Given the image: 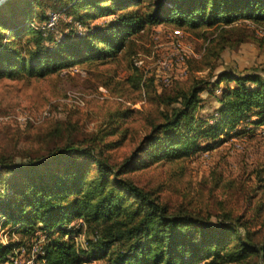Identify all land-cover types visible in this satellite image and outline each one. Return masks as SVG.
<instances>
[{
	"label": "rangeland",
	"instance_id": "obj_1",
	"mask_svg": "<svg viewBox=\"0 0 264 264\" xmlns=\"http://www.w3.org/2000/svg\"><path fill=\"white\" fill-rule=\"evenodd\" d=\"M41 1L15 4L20 14L17 17L28 14L31 18L27 23L56 40L84 36L90 29L88 23L75 19L72 9H56L53 0ZM150 1L140 4L147 6ZM42 10L48 15L45 20L38 16ZM113 15L91 18L90 22L100 23ZM0 30L10 31L1 25ZM7 36L19 45L31 33L25 29ZM130 36L134 43L127 42L126 48L111 58H92L43 75L19 70L15 76L0 77V243L13 242L6 257L0 256V264H45L37 260L38 255L50 238L62 234L59 226L67 228L65 238L71 237L80 245L86 244L88 227L81 215L67 219L66 214L51 230L41 227L40 221L29 223L10 217L13 209L24 216L33 208L35 190L38 194L40 190H62L67 195L64 204L80 195L75 187V167L68 168L63 161L25 174L3 163L18 166L48 159L55 147L70 138L92 147L96 155L110 162L120 161L149 131V120L167 107L164 99L179 87L189 86L197 78L216 80L218 71L228 67L264 69V24L251 19L197 28L164 22L147 25ZM48 44L56 43L52 39ZM235 84L232 80L214 81L200 93L202 99L195 110L197 125L204 126L197 121L202 116L209 123L217 119L219 96ZM238 124L246 130L238 133L225 128L217 140L223 139L208 149L205 147L213 139L199 136L203 148L189 154L173 155L153 146L126 174L146 188L159 190L172 204L184 203L195 210L226 207L236 213L246 211L257 224L264 215V124L246 119ZM176 146L179 152L182 145ZM69 154L65 155L66 162H77L84 156ZM98 174V164L90 161L83 177L85 185ZM107 189L120 190L113 173ZM127 196L128 202H138ZM7 197L14 198L12 205H6ZM25 224L31 228L27 232L22 230ZM208 259L194 264H205ZM256 260V256L241 262L221 257L217 264H256ZM105 263L106 259H91L76 264Z\"/></svg>",
	"mask_w": 264,
	"mask_h": 264
},
{
	"label": "trees",
	"instance_id": "obj_2",
	"mask_svg": "<svg viewBox=\"0 0 264 264\" xmlns=\"http://www.w3.org/2000/svg\"><path fill=\"white\" fill-rule=\"evenodd\" d=\"M53 1L51 4L56 9H72L75 19L88 23L90 29L84 36L56 40L51 34L46 35L42 28L27 23L31 18L28 14L17 17L19 11L15 4H29L30 0L2 3L0 25L10 31L0 30V77L15 76L19 70L43 75L76 62L111 58L122 52L127 42L134 43L130 35L147 25L174 22L193 28L221 27L245 19L264 24V0H151L147 6L140 4L145 0ZM109 14L114 15L108 20L95 24L90 22L91 18ZM38 16L43 20L48 18L44 10ZM25 29L31 36L19 45L6 37L10 33L21 34ZM52 39L55 45L48 44ZM216 77V80L194 79L189 86L183 85L175 94L167 96L164 99L167 107L149 120V131L120 161L110 162L96 155L92 147L89 149L70 138L64 145L55 147L48 159L18 166L11 162L3 163L13 170L31 174L41 165L65 161L68 168L75 167L78 172L75 187L80 195L67 203L64 204L67 195L62 190H40L41 194L35 190L34 206L26 215L15 209L10 212L12 219L19 218L29 223L40 221L43 223L41 227L48 230L53 229L66 214H69L67 219L73 215L86 217L85 245L77 244L71 237L65 238L63 235L68 230L59 226L57 229L62 234L44 244L43 253L37 260H44L45 264H76L91 259H106L105 264H194L210 258L205 264H217L221 257L241 262L256 256V264H264V215L256 224L246 211L236 213L226 207L195 210L184 203L172 204L159 190L146 188L126 174L153 146L158 145L159 149L173 155L189 154L203 148L198 143L199 136L213 139L206 145L208 149L223 139L217 140L225 128L244 132L245 128H238L241 120L264 124L263 67H228L218 71ZM223 80H232L236 84L225 88L219 96L221 104L216 110L217 119L209 123L202 116L197 121L203 122L204 126L197 125L195 110L202 99L200 93L212 82ZM161 97L164 96L161 94ZM178 144L182 145L179 152ZM69 153L84 156L77 162H66L65 155ZM93 160L98 164L99 174L85 185L84 173ZM110 173L116 175V187L120 190L107 189ZM127 195L137 198L138 202H128ZM4 201L7 206L12 205L14 198L7 197ZM30 229V225L22 227L25 232ZM12 245L13 242L8 245L0 243V256L6 257Z\"/></svg>",
	"mask_w": 264,
	"mask_h": 264
},
{
	"label": "water",
	"instance_id": "obj_3",
	"mask_svg": "<svg viewBox=\"0 0 264 264\" xmlns=\"http://www.w3.org/2000/svg\"><path fill=\"white\" fill-rule=\"evenodd\" d=\"M5 0H0V6H1V4L4 2Z\"/></svg>",
	"mask_w": 264,
	"mask_h": 264
}]
</instances>
